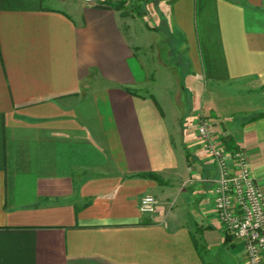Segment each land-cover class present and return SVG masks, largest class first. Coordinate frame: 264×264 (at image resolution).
<instances>
[{
  "label": "crops",
  "instance_id": "0c3cea01",
  "mask_svg": "<svg viewBox=\"0 0 264 264\" xmlns=\"http://www.w3.org/2000/svg\"><path fill=\"white\" fill-rule=\"evenodd\" d=\"M163 25L185 36L190 128L174 100L141 93ZM217 90L264 94V0H0V264H248L216 218L196 119L248 155L264 192V108Z\"/></svg>",
  "mask_w": 264,
  "mask_h": 264
},
{
  "label": "built area",
  "instance_id": "2783aa9c",
  "mask_svg": "<svg viewBox=\"0 0 264 264\" xmlns=\"http://www.w3.org/2000/svg\"><path fill=\"white\" fill-rule=\"evenodd\" d=\"M82 1L98 5L108 0ZM196 131L217 167L213 207L218 222L227 234L244 244L248 264H264V192L253 175L248 155L241 150L231 152L220 147L212 120L206 116L196 119ZM158 205V198L147 194L142 197L139 209L142 214L153 216Z\"/></svg>",
  "mask_w": 264,
  "mask_h": 264
},
{
  "label": "rangeland",
  "instance_id": "374dc122",
  "mask_svg": "<svg viewBox=\"0 0 264 264\" xmlns=\"http://www.w3.org/2000/svg\"><path fill=\"white\" fill-rule=\"evenodd\" d=\"M138 11L139 10L135 9L133 16H140L141 13H138ZM148 14L149 15L146 14L147 17L145 18V21L146 23L151 22L152 25L157 19L155 18L151 9L148 11ZM142 16L143 15H141V17ZM140 18L139 20L141 21L143 18ZM163 26L164 27L159 29L156 34H151L152 36L150 41L153 47L148 46L144 48L143 50L145 51H143L141 54L145 61H148L151 79L150 84H146V88L142 90L141 93H153L158 98V100L162 102L167 101L170 103L171 100H174L176 103L175 106H177L180 111V119L182 124L185 123V125L190 128V111L193 109V95H191L192 91L189 92V90L186 89L188 84L187 82L190 81L188 79V74L192 71L191 66H189V62L186 58L187 55L185 54L184 49H180L185 36L180 35L179 33L175 34V30L173 29L172 25H170V30L172 33L166 30V25ZM187 44L189 45V43ZM147 53L149 56L148 58L145 56ZM159 56H161V58H159ZM206 86L208 89L210 88V85L209 87L208 84ZM217 92L219 95L218 101H220L222 104H225V101H228L227 104L232 105V108H234L235 103L237 106L238 103L250 104L248 106L249 109H253L251 111L252 113L264 108V94L255 93L248 96L246 94L240 93L237 90H232L231 92L227 93L223 90H217ZM170 107L171 105H169V108ZM198 144L199 142L197 137L193 136L192 134L185 139V148L188 149L190 153L195 150V146ZM203 158V160L212 164V158Z\"/></svg>",
  "mask_w": 264,
  "mask_h": 264
},
{
  "label": "trees",
  "instance_id": "16d2710c",
  "mask_svg": "<svg viewBox=\"0 0 264 264\" xmlns=\"http://www.w3.org/2000/svg\"><path fill=\"white\" fill-rule=\"evenodd\" d=\"M106 4H107L108 6H111L113 9L120 10V9H124V8L126 7V5L128 4V2H125V1H119V2H117V3H114V2L108 0V1L106 2ZM128 92L134 94L131 90H128ZM261 116H262V115H259V116L256 117V118H259V117H261ZM143 176L146 177V178H150V179H152V180H155V181H158V180H159L158 177H157V175H155V174H145V175H143Z\"/></svg>",
  "mask_w": 264,
  "mask_h": 264
}]
</instances>
